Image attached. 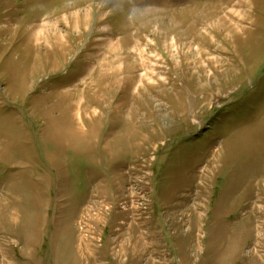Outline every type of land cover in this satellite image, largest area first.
<instances>
[{
  "label": "rangeland",
  "instance_id": "1",
  "mask_svg": "<svg viewBox=\"0 0 264 264\" xmlns=\"http://www.w3.org/2000/svg\"><path fill=\"white\" fill-rule=\"evenodd\" d=\"M0 264H264V0H0Z\"/></svg>",
  "mask_w": 264,
  "mask_h": 264
},
{
  "label": "bare ground",
  "instance_id": "2",
  "mask_svg": "<svg viewBox=\"0 0 264 264\" xmlns=\"http://www.w3.org/2000/svg\"><path fill=\"white\" fill-rule=\"evenodd\" d=\"M55 24V23H54Z\"/></svg>",
  "mask_w": 264,
  "mask_h": 264
}]
</instances>
